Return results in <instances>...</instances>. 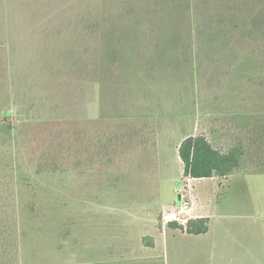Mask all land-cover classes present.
<instances>
[{
    "label": "rangeland",
    "instance_id": "obj_1",
    "mask_svg": "<svg viewBox=\"0 0 264 264\" xmlns=\"http://www.w3.org/2000/svg\"><path fill=\"white\" fill-rule=\"evenodd\" d=\"M259 8L264 0H0V229L17 246L0 264H210L206 247L181 238L173 248L170 235L127 253V166L152 162L157 135V189L173 195L169 210L179 204L177 142L243 114L237 71L264 102V39L232 34ZM221 14L237 25L220 27ZM253 178L252 203L236 207L261 223L240 224L239 264H264V175ZM98 221L112 228L97 234Z\"/></svg>",
    "mask_w": 264,
    "mask_h": 264
},
{
    "label": "crops",
    "instance_id": "obj_2",
    "mask_svg": "<svg viewBox=\"0 0 264 264\" xmlns=\"http://www.w3.org/2000/svg\"><path fill=\"white\" fill-rule=\"evenodd\" d=\"M237 74L236 79L240 78L241 81L243 79L244 81L243 89L240 90L241 92L238 94L236 90V94L238 95V99L236 100L235 98V101H237L235 104L238 109L236 111L247 115L258 114L260 111H263L261 110V106H264V102L263 100L262 102L260 101L262 94L259 93L258 85L255 84L254 79L245 80L249 75H245L240 71H237ZM250 75H253L255 79L257 77L255 73H251ZM206 132L211 136L208 131ZM195 133L193 132L188 135ZM212 136L214 135L212 134ZM223 138L226 137L224 136ZM181 140L177 142L176 151ZM223 141L226 143L227 140L224 139ZM128 143L129 140H127ZM139 144L140 147L138 149L140 150L142 146L141 143ZM152 147L153 158L150 164L147 163V165L139 169L132 165L127 166V253L136 255L137 257V253L153 252L158 248L159 240L163 242L170 235L173 240V248H177L178 240L181 238L194 242L196 249L200 247L205 249L206 247V251L203 250V252L212 255L209 258L210 264H216V260H219V264H239L241 262L239 258L241 251L239 249V240L242 238V229L239 228L240 224L243 222H245L243 224L251 223V227L254 229L259 228L261 222L259 215H253V209H247L248 212L245 217V215L238 212L240 209L236 205L252 203V198L249 196L248 191L252 190L253 175L263 176L264 167L243 169L237 174L225 177L213 176L184 179L189 188L187 195L192 202L190 218L205 217L208 219V231L203 234L194 235L179 229L176 224H182L180 222L171 220L163 222V216L167 214L170 206L176 204V201L172 199V194L168 195L167 192V195H165L161 187L159 190L157 189V175L162 176L166 172V168L158 161L157 135L152 141ZM178 159L181 163V171L183 172V164L179 155ZM139 179H142L144 183L140 185L138 183ZM205 180H208L210 184L203 186L200 191L197 190L198 183ZM147 182L154 183L149 184ZM178 187L179 185L173 186V193L174 189ZM145 190L153 195L154 200H152L153 198L145 200L146 198L140 196L143 193L146 194ZM229 208L237 210L230 212ZM109 228H112L109 224L106 227V224L98 221V225L94 229H96L97 234H104L109 231ZM253 231H247V233L251 235ZM214 255H216L215 258Z\"/></svg>",
    "mask_w": 264,
    "mask_h": 264
},
{
    "label": "trees",
    "instance_id": "obj_3",
    "mask_svg": "<svg viewBox=\"0 0 264 264\" xmlns=\"http://www.w3.org/2000/svg\"><path fill=\"white\" fill-rule=\"evenodd\" d=\"M260 8L258 11L251 12V21L249 20L248 24L244 23L240 29L232 30L234 42H253L260 38L264 39V9L260 11ZM258 12H261L262 16H258ZM232 17L233 15L229 14V19ZM217 22L222 28H231L232 23L237 25L235 21L224 20L223 14L221 17L218 16ZM3 113L6 116L10 114L9 111ZM226 122L225 126H219L216 131L213 130L215 128L209 127L206 131L211 136L202 129L180 141L177 151L183 164L184 179L225 177L237 174L243 169L264 167V114H238L231 116ZM227 124H234L240 130L237 131L232 126L227 127ZM224 136L226 143L219 142V139ZM176 225L179 229L194 235L208 231V219L205 217L190 218L185 224ZM0 234V257L9 252L13 254L10 258L14 257L17 246L10 244L9 239L13 232L4 227L0 229Z\"/></svg>",
    "mask_w": 264,
    "mask_h": 264
},
{
    "label": "built area",
    "instance_id": "obj_4",
    "mask_svg": "<svg viewBox=\"0 0 264 264\" xmlns=\"http://www.w3.org/2000/svg\"><path fill=\"white\" fill-rule=\"evenodd\" d=\"M188 190L189 188L186 182H183L176 189V192L180 195V202L163 216L164 223L167 222V220H171L184 224L188 219H190L192 202L187 195Z\"/></svg>",
    "mask_w": 264,
    "mask_h": 264
},
{
    "label": "water",
    "instance_id": "obj_5",
    "mask_svg": "<svg viewBox=\"0 0 264 264\" xmlns=\"http://www.w3.org/2000/svg\"><path fill=\"white\" fill-rule=\"evenodd\" d=\"M179 198H180V197L178 196V200H179Z\"/></svg>",
    "mask_w": 264,
    "mask_h": 264
}]
</instances>
